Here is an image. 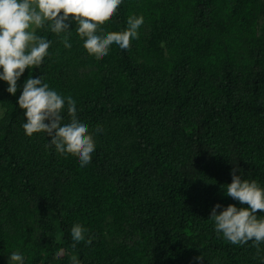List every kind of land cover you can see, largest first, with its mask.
<instances>
[{"label": "trees", "instance_id": "1", "mask_svg": "<svg viewBox=\"0 0 264 264\" xmlns=\"http://www.w3.org/2000/svg\"><path fill=\"white\" fill-rule=\"evenodd\" d=\"M131 15L144 23L129 49L89 55L69 17L70 48L38 29L49 55L15 95L0 81V264H264V243L233 245L210 218L248 207L226 195L234 166L264 188V0H122L103 34ZM38 76L75 101L89 164L25 134L17 101Z\"/></svg>", "mask_w": 264, "mask_h": 264}, {"label": "clouds", "instance_id": "2", "mask_svg": "<svg viewBox=\"0 0 264 264\" xmlns=\"http://www.w3.org/2000/svg\"><path fill=\"white\" fill-rule=\"evenodd\" d=\"M121 3L122 0H0V81L7 82V92L15 95L17 81L25 69L38 68L49 55L52 41L37 35L36 30H48L57 36L67 33L61 39L66 49L71 47V31L66 23L69 17L76 23V33L84 39L83 47L89 55L101 59L113 44L129 49L144 23L142 16H129L127 28L122 32L105 35L100 27L113 17ZM98 31L101 34H97ZM17 103L25 110L26 122L22 126L27 136L45 133L50 138L49 146H55L58 153L77 157L81 167L91 162L95 141L88 125L78 119L76 103L71 96H62L50 89L40 76L29 77ZM65 105L68 123H63ZM101 130L100 126L96 129L97 132ZM237 172L242 173V170L234 166L232 182L226 185V195L248 207L237 208L229 204L217 214L221 205L216 204L210 218L217 234H222L231 244L253 241L259 250V245L264 243V218H258L257 212L264 213V188L255 180L243 179ZM86 231L81 224H75L71 228L72 240L76 243L84 241ZM92 239L89 236L87 243L90 244ZM9 264H24L23 255L12 253ZM72 264H81V261L73 256Z\"/></svg>", "mask_w": 264, "mask_h": 264}, {"label": "rangeland", "instance_id": "3", "mask_svg": "<svg viewBox=\"0 0 264 264\" xmlns=\"http://www.w3.org/2000/svg\"><path fill=\"white\" fill-rule=\"evenodd\" d=\"M0 112H1V108H0ZM8 264H9V261H8Z\"/></svg>", "mask_w": 264, "mask_h": 264}]
</instances>
